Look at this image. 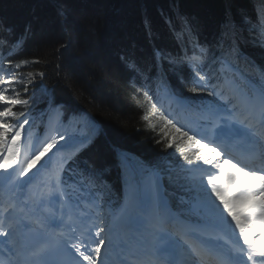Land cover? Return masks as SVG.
<instances>
[{
    "label": "snow or ice",
    "instance_id": "6c2138e0",
    "mask_svg": "<svg viewBox=\"0 0 264 264\" xmlns=\"http://www.w3.org/2000/svg\"><path fill=\"white\" fill-rule=\"evenodd\" d=\"M10 32L0 25V237L5 238L0 240L5 254L0 264H128L127 226L142 219L145 206L158 217L168 214L161 170L125 157L130 169L128 196L107 226L103 205L97 199L83 207L77 199L76 213H66V201L72 195L66 191L64 175L71 168L69 162H75L91 137L59 132L62 123L52 115L42 138L26 129L33 115L30 105H35L36 99L35 92L27 98L25 94L36 77L43 79L45 73L19 72L40 60L24 59L13 64L11 58L22 51L28 32L20 36ZM253 32L264 47V20L253 27ZM225 38L229 47L218 61L217 84L211 83L214 74L205 71L214 59L206 48L197 45L185 59L191 69L188 92L193 98L206 93L222 101L207 108L203 117L206 125L178 127V121L165 115L156 103H151V117L147 112L142 117L150 129H158L157 143H162L165 151L174 149L184 161L179 166V173L184 175L178 174L175 179L184 181L180 187L191 194L204 220L194 229L178 225L175 233L158 230L146 264H264V67L257 68L254 79L245 77V87H240L235 77L229 79L227 72L233 62L228 57L236 54L233 42L238 34L226 25L222 41ZM156 57L169 64L177 62L163 50H158ZM143 95L152 102L148 91ZM184 100L192 103V98ZM54 112L60 114L59 109ZM83 126L87 127V122ZM241 142L247 145L242 151L237 147ZM53 157L58 163L50 167ZM42 169L48 171L29 197L33 214L18 208L10 198H3L22 190L21 177L29 173L35 176ZM169 178L172 182L171 173ZM89 183L103 188L96 174ZM17 211L23 215L17 216Z\"/></svg>",
    "mask_w": 264,
    "mask_h": 264
},
{
    "label": "trees",
    "instance_id": "16d2710c",
    "mask_svg": "<svg viewBox=\"0 0 264 264\" xmlns=\"http://www.w3.org/2000/svg\"><path fill=\"white\" fill-rule=\"evenodd\" d=\"M261 20L264 0H0V25L13 36L28 32L12 63L39 59L19 72L45 73L28 86L24 98L35 92L36 99L31 110H43L48 101L61 103L64 114L85 110L101 126L75 162H69L64 180L71 200L97 199L103 208H116L122 189L117 151H126L161 170L169 205L189 220H197L198 211L191 194L180 187L184 181L175 179L184 175L179 173L184 161L157 143L158 129H150L142 117L146 112L151 117V103L158 107L161 86L189 108L205 106L206 93L193 98L188 92L192 74L183 57L197 45L204 47L214 58L205 71L217 73L229 47L227 38L222 41L226 25L238 34L236 54L228 59L239 84L245 86V77L254 79L257 68L264 67V47L253 32ZM42 28L48 31L44 35ZM158 50L177 62L157 59ZM227 76H234L229 69ZM93 174L102 189L89 183Z\"/></svg>",
    "mask_w": 264,
    "mask_h": 264
},
{
    "label": "rangeland",
    "instance_id": "374dc122",
    "mask_svg": "<svg viewBox=\"0 0 264 264\" xmlns=\"http://www.w3.org/2000/svg\"><path fill=\"white\" fill-rule=\"evenodd\" d=\"M45 28H42V30H44ZM41 30V29H40ZM46 32H48L46 29H45V32L41 35H44ZM160 98H162L164 100L163 102V109H164V112H167V109L168 108V105L171 103L173 104L174 106H177L178 107V114H180L181 112V107L182 105H180L181 107H179L177 104H179L178 101L170 98L168 95L165 94V90H163L160 94ZM216 101V103H219L217 99V97H213ZM212 103V102H211ZM212 104H215V102H213ZM160 106V105H159ZM166 107V108H165ZM55 109H59L58 106H53L49 109H47L46 112H43L37 116H34L32 115L30 117V126H26V129L30 132L33 133V135H39L41 136V138L43 137V135L48 132V129H44L43 131L40 129L41 125L42 124H49V116L52 115L55 117V119L57 120H60V116H61V112L59 110V115L57 116L56 113L54 112ZM170 113H167V115H169ZM188 115L190 114H186L184 115L183 117V120L185 122H190V118L188 117ZM205 115V114H204ZM204 115H202V117H204ZM70 116V115H69ZM68 116V117H69ZM65 118V120H60L62 122V126L58 128V131L59 132H62V133H65L67 135H78V136H83V135H92V133L94 132V130H96V125L90 120L91 118L88 116V115H76V116H71L70 118ZM173 119V117H171ZM170 118V119H171ZM67 120V121H66ZM174 120V119H173ZM176 121V120H174ZM85 122H87V127H84L83 125L85 124ZM80 125V127H78L77 125ZM207 121H204L203 123H201V125H206ZM177 126L179 127L180 124L179 122L177 123ZM191 134V133H190ZM22 142H23V137H22ZM51 155V154H50ZM131 157L132 158V162L133 163H136V162H140L138 158L130 155V154H127V153H121L120 154V160H121V164H122V167H123V184H124V188H125V199H124V202L123 204L121 205L120 209L125 205V202H126V198L128 196V192H129V189H128V185L126 184V180L128 178V175H129V171L130 169L128 167H126V161H125V157ZM58 163L57 161V158L56 157H53V165H51L50 167H55V165ZM47 169H42V171H40L39 173H37L35 176H33V174L30 176V183L33 184V185H39L40 184V181L44 178L43 176V173L46 174L47 173ZM43 172V173H42ZM32 173H35L32 172ZM38 179V180H37ZM40 180V181H39ZM36 182V183H35ZM119 209V211H120ZM65 210H67L66 212L68 211H71L73 212V214H75L76 210H75V205H73L72 203H70L69 201H66V207H65ZM116 212L114 214H118L119 213ZM113 213L112 215L109 216L108 218V221H105L104 222V225L107 226L108 224H111L113 222ZM146 215V214H145ZM156 216V215H155ZM157 218H155V220L153 221H157L156 222V226L155 228H152L150 227L152 224L150 223L149 218H146L144 217V221H145V224L143 225V230L141 231V233H139L138 235H136V237H139V239L145 241L147 238L151 237L152 238V241L147 242V245L149 247L152 246L153 244V238H154V234L158 231V230H167V228L164 226V223L167 222V220L170 219L171 217V213H170V210L168 209V214H166L165 216L163 217H158L156 216ZM97 223V222H96ZM99 223V222H98ZM97 223V224H98ZM201 223H198V224H186L184 225L185 228H189V229H194V228H197L198 226H200ZM132 227H133V223H130L128 226H127V229H126V235L125 237H127L129 235V233H132ZM138 240V239H137ZM132 245L134 248L132 250H139V252H145L143 251V247L142 245L140 244H130ZM146 248V253L147 254H150L151 253V250H148ZM152 248V247H151Z\"/></svg>",
    "mask_w": 264,
    "mask_h": 264
},
{
    "label": "bare ground",
    "instance_id": "6f19581e",
    "mask_svg": "<svg viewBox=\"0 0 264 264\" xmlns=\"http://www.w3.org/2000/svg\"><path fill=\"white\" fill-rule=\"evenodd\" d=\"M34 171H36V170L33 169L32 172H34ZM41 171H42V170H41ZM42 173H43V172H42ZM31 175H32V173H29L28 176H25V177H21V178H20V182H21V184L24 185L23 188H22V190H16L15 194L13 195V194L11 193L12 196L10 197V199L14 200L15 203H16L18 200H28L27 205L24 204L25 207H23V208L25 209V212H28L29 214H33V213H32V208L34 207L33 202H32L31 199H29V197H30L31 194L36 190V187H37V185H33V184L30 183V176H31ZM43 176L45 177V174H44V173H43ZM37 180H38V179H37ZM39 181H40V180H39ZM35 183H36V182H35ZM18 203H19V201H18ZM17 206H18V208L21 207V206H19V204H18ZM53 207L58 208L59 206H57V205H53ZM145 214H146L147 218H149V221H150L151 224H152L153 222H155V221H153V220H155V218H157V217L155 216V214L153 213V211H152V209H151L150 207L145 206V208H144V215H145ZM16 215H17V216H22L23 213H20L19 211H17ZM155 223H156V222H155ZM151 227L155 228L154 223L151 225ZM131 232H132V233H129V235H128L127 237H125L126 251H128L129 249H133L134 247H133L132 245H130V244H136V242H137V237L135 236V232H136V231H131ZM2 238L5 239L4 237H2ZM148 240H149V242H150V241H152V238L149 237V238H147L144 242L141 241V240L138 241L139 244L141 243V244L144 245L143 249H144L145 251H147L146 248L148 247V245H147ZM151 247H152V246H151ZM151 247H149V248H147V249H148V250H151V249H152ZM103 251H104V250L102 249V253H103ZM147 255H148V254H147ZM147 257H149V255H148Z\"/></svg>",
    "mask_w": 264,
    "mask_h": 264
}]
</instances>
